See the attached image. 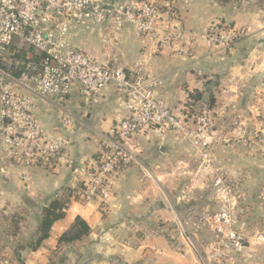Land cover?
I'll use <instances>...</instances> for the list:
<instances>
[{
    "label": "crops",
    "instance_id": "obj_1",
    "mask_svg": "<svg viewBox=\"0 0 264 264\" xmlns=\"http://www.w3.org/2000/svg\"><path fill=\"white\" fill-rule=\"evenodd\" d=\"M175 2L178 12L164 11L162 24L195 32L228 22L243 28L244 35L231 47L207 48L198 42L191 54L178 53L156 49L128 22L119 33L107 23L80 32L73 44L113 69L140 66L154 95L177 113L185 108V87L212 89L217 105L204 139L209 162L218 157L229 169L226 161L237 157L240 162L247 139L264 138V0ZM36 100V115L47 133L69 143L54 168L12 165L1 151L0 264H196L187 245H173L161 228L179 215L170 178L185 166L180 134L172 129H150L130 140L134 160L116 177L111 197L105 203L73 199L50 237L32 250L43 206L61 188L82 184L101 161L104 133L124 115V95L114 85L91 98L76 85L63 101L38 95ZM64 111L75 119L69 129L61 122ZM196 115L188 118L189 128H199ZM11 214L24 216L17 234L10 227ZM78 216L89 224V235L58 248L60 236Z\"/></svg>",
    "mask_w": 264,
    "mask_h": 264
},
{
    "label": "built area",
    "instance_id": "obj_2",
    "mask_svg": "<svg viewBox=\"0 0 264 264\" xmlns=\"http://www.w3.org/2000/svg\"><path fill=\"white\" fill-rule=\"evenodd\" d=\"M176 8L175 0H0V153L12 165L52 166L69 141L47 133L36 115V95L63 101L78 85L91 98L114 85L124 95V115L104 133L102 159L84 180L85 202L105 203L116 177L134 160L129 141L150 129L185 131L188 120L154 95L140 66L113 69L76 47L73 38L107 23L119 33L128 22L156 49L191 54L195 43L231 47L244 35L228 22L195 32L162 24L163 9L172 15ZM74 120L68 111L61 115L67 129ZM196 120L195 135L202 139L211 121L206 103Z\"/></svg>",
    "mask_w": 264,
    "mask_h": 264
},
{
    "label": "rangeland",
    "instance_id": "obj_3",
    "mask_svg": "<svg viewBox=\"0 0 264 264\" xmlns=\"http://www.w3.org/2000/svg\"><path fill=\"white\" fill-rule=\"evenodd\" d=\"M196 130L179 132L185 166L170 178L179 215L161 228L196 264H264V138L247 139L240 162L229 157L227 169L218 157L209 162Z\"/></svg>",
    "mask_w": 264,
    "mask_h": 264
},
{
    "label": "trees",
    "instance_id": "obj_4",
    "mask_svg": "<svg viewBox=\"0 0 264 264\" xmlns=\"http://www.w3.org/2000/svg\"><path fill=\"white\" fill-rule=\"evenodd\" d=\"M163 11H165V9H163ZM185 88L187 89L184 103L185 108H182L181 111L184 113L187 120L191 114L198 113L197 108L203 103L208 105L212 114L213 108L217 105V96L212 89L208 90L207 88V90L202 91L199 88ZM186 109H189L188 113H186ZM56 162L57 161H55L52 166L47 165L45 167L54 168ZM84 190V181L81 185L75 188L63 187L52 199L47 202V204L43 206L38 227V234L36 239L31 243L32 250H37L42 243L50 237L53 225L65 216L66 209L73 199L85 202ZM11 215L10 227L13 228L12 232L17 234V232L21 229L24 216H19L18 214ZM90 230L91 228L85 219L80 216L76 217L72 224L60 236L58 248L82 241L89 235Z\"/></svg>",
    "mask_w": 264,
    "mask_h": 264
}]
</instances>
